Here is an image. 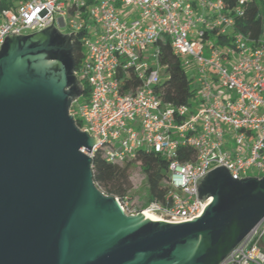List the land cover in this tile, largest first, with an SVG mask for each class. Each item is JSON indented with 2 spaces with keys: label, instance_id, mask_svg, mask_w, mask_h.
Segmentation results:
<instances>
[{
  "label": "built area",
  "instance_id": "built-area-1",
  "mask_svg": "<svg viewBox=\"0 0 264 264\" xmlns=\"http://www.w3.org/2000/svg\"><path fill=\"white\" fill-rule=\"evenodd\" d=\"M10 1L14 6L0 10V49L12 32L52 24L71 28L72 43L83 47L75 74L90 95L72 99L69 114L97 139L84 152L92 158L101 150L106 161L124 164L144 149L170 161L163 200L133 207L129 197L115 196L126 214L194 219L208 203L199 200L198 181L210 171L225 166L239 180L264 177V35L251 39L236 25L250 0L234 9L225 0ZM165 40L196 88L188 104L159 94ZM180 148L193 154L181 159ZM250 169L258 174L250 176ZM219 264H264V218Z\"/></svg>",
  "mask_w": 264,
  "mask_h": 264
},
{
  "label": "water",
  "instance_id": "water-1",
  "mask_svg": "<svg viewBox=\"0 0 264 264\" xmlns=\"http://www.w3.org/2000/svg\"><path fill=\"white\" fill-rule=\"evenodd\" d=\"M70 34L52 24L1 45L0 264H219L264 218V178L239 180L221 166L198 181L208 203L194 219L126 214L94 181L84 149L96 137L69 114L81 96L69 89ZM228 178L255 186L231 193Z\"/></svg>",
  "mask_w": 264,
  "mask_h": 264
},
{
  "label": "trees",
  "instance_id": "trees-1",
  "mask_svg": "<svg viewBox=\"0 0 264 264\" xmlns=\"http://www.w3.org/2000/svg\"><path fill=\"white\" fill-rule=\"evenodd\" d=\"M225 2L229 9H234L237 7L239 0H225ZM12 6H14L12 1L0 0V10L11 8ZM236 25L241 32L248 35L251 39H260L264 35V2L262 0H250L245 5L244 15L237 19ZM159 46V60L165 71L164 81L160 86L159 94L165 102L173 105L188 104L197 96L192 79L182 66L181 58L173 51L169 40L161 41ZM83 56L84 52L81 43L74 41L69 54L72 73L79 70ZM76 79H78L77 76ZM133 81L134 86L139 84L138 79H134ZM76 90L81 92V96H85L88 99L90 89L87 83L79 81V87ZM182 151H185L183 156ZM180 153V158L185 159L193 154V150L180 148ZM169 162L167 158L160 154L142 149L137 153V157L134 160L124 164H113L106 161L103 152L98 150L92 157V170L95 183L104 186L106 194L125 198L131 187L132 165L138 163L149 183L148 202H150L153 200H163L166 195L163 181L168 175ZM227 185L231 187V193L238 194L251 190L255 186V183L249 182L243 184L228 178Z\"/></svg>",
  "mask_w": 264,
  "mask_h": 264
},
{
  "label": "rangeland",
  "instance_id": "rangeland-1",
  "mask_svg": "<svg viewBox=\"0 0 264 264\" xmlns=\"http://www.w3.org/2000/svg\"><path fill=\"white\" fill-rule=\"evenodd\" d=\"M61 34H69L72 32L71 28L69 27H61L59 29ZM33 34L32 32H28V34ZM36 33V32H34ZM191 75V73H189ZM87 97L81 96V100H86ZM114 143H117L114 140ZM105 148L108 147V144H105ZM250 176H256L258 174L256 169H250L249 172ZM130 184L131 187L127 192V197L130 198V204L134 205L133 207H141L148 204L149 199V183L144 174L141 170L140 165L138 163H134L131 168V177H130ZM98 185V184H97ZM98 187L104 192L105 188L102 185H98Z\"/></svg>",
  "mask_w": 264,
  "mask_h": 264
},
{
  "label": "flooded vegetation",
  "instance_id": "flooded-vegetation-1",
  "mask_svg": "<svg viewBox=\"0 0 264 264\" xmlns=\"http://www.w3.org/2000/svg\"><path fill=\"white\" fill-rule=\"evenodd\" d=\"M51 31V35H53L52 37L53 38H55L54 39V41L56 42H58L57 44H56V48L57 49H61L63 52H66V51H68L69 50V48H68V46H67V39L66 38H64V37H62V36H59V35H57V34H55V31L52 29V30H50ZM19 39V36H15L13 39H12V41H17ZM66 55L65 53L63 54L62 52L58 55V58H61V56L62 57H64V56ZM56 73H59V71H57ZM76 87H79V80L77 79V81H76V83L72 86V87H70L69 89H75Z\"/></svg>",
  "mask_w": 264,
  "mask_h": 264
}]
</instances>
